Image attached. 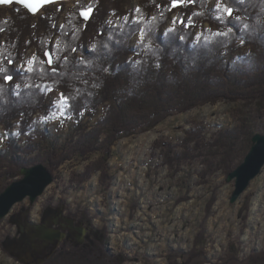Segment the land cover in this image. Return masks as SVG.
Wrapping results in <instances>:
<instances>
[{"label": "rangeland", "instance_id": "rangeland-1", "mask_svg": "<svg viewBox=\"0 0 264 264\" xmlns=\"http://www.w3.org/2000/svg\"><path fill=\"white\" fill-rule=\"evenodd\" d=\"M217 3L213 0L208 14L190 6L173 11L169 0H70L46 6L36 15L17 4H0V63L28 74L35 57L32 67L41 77L57 66L78 65L80 51L92 50L104 35L103 27L128 19L146 25L163 22L169 29L178 13L185 16L190 11L194 17L188 13L181 26H197L198 35L202 29H218L224 17L236 20L237 13L217 20ZM89 7L93 16L85 21L80 12ZM189 22L194 23L185 27ZM139 37L140 33L134 47ZM237 46L234 62L246 67L240 58L252 47L241 42ZM46 52L53 58L51 67ZM61 93L48 91L46 111L35 116L60 145L76 124L66 118L70 108L61 116L55 107ZM105 109L100 107L94 117L87 115L84 126L93 127ZM247 112L253 113L239 103L205 105L173 114L151 131L124 137L111 147L107 160L102 154H70L64 164L49 166L54 182L38 201L27 198L0 220V264H264V169L232 204L235 182H227L230 173L218 169L212 174L200 153L180 148L188 132L200 130L205 142H211L218 130L234 129L240 117H249ZM46 116L47 122L42 120ZM250 122L254 135L264 134L263 119ZM17 125L12 137L18 136ZM6 138L0 124V154L8 147ZM27 143L28 138H20V145ZM193 147L190 144V150ZM20 156L24 161L39 157L38 152ZM176 156H181L179 162ZM49 157L25 167L44 164ZM240 160L232 171L243 163ZM21 178V170L0 159V194ZM37 224L41 229L36 230Z\"/></svg>", "mask_w": 264, "mask_h": 264}, {"label": "trees", "instance_id": "trees-1", "mask_svg": "<svg viewBox=\"0 0 264 264\" xmlns=\"http://www.w3.org/2000/svg\"><path fill=\"white\" fill-rule=\"evenodd\" d=\"M169 1L172 5V0ZM212 2L185 0L173 7V11L190 6L200 7L209 14L207 10ZM230 2L221 0V8ZM232 6L240 20L224 17L218 29H202L198 35L197 26L188 29L181 26V19L185 21L188 13L194 17L190 11H185V16L178 13L175 26L169 28L174 29L172 32L164 28L163 22L146 25L131 19L118 22L113 28L103 27L104 35L100 36L95 50L80 51L78 65L57 66L56 74L47 70L41 77L37 69L21 74L11 65L4 68L0 63V68L13 76L8 83L0 78L4 89L0 95V124L5 127L8 145L0 159H5L18 172L39 162L44 155H50L43 160L50 171L49 166L57 168L69 160L70 154L78 158L102 154L107 160L112 154L111 147L118 141L131 134L151 131L173 114L219 102L239 103L253 113L240 117L234 129L218 130L208 143L200 130L188 132L180 146L187 153H200L208 172L213 174L221 169L228 175L251 148L254 134L250 121L264 120V0H237ZM216 15L224 16L222 12ZM244 24L248 25L247 29ZM140 29L144 30L145 39L134 47ZM216 32L228 35L216 36ZM241 39L243 46L252 47L246 55L250 54V59L243 60L246 67L234 62ZM88 61L92 62L91 67H87ZM77 69V75H73ZM17 84L19 89L15 88ZM49 88L69 97L71 107L67 117L76 123L62 145L35 118L37 113L46 111ZM100 107H106L102 119L93 127H85L84 119L87 115L94 117ZM16 122L18 136L12 137ZM261 128L264 130V125ZM21 137L28 138V143L20 145ZM192 143L194 147L190 150ZM36 152L39 157L28 161L20 156ZM180 158L176 156L175 161L179 162Z\"/></svg>", "mask_w": 264, "mask_h": 264}, {"label": "water", "instance_id": "water-1", "mask_svg": "<svg viewBox=\"0 0 264 264\" xmlns=\"http://www.w3.org/2000/svg\"><path fill=\"white\" fill-rule=\"evenodd\" d=\"M70 0H48L42 4V0H30L32 7L38 10L33 14L29 9L18 3L17 0H0L1 5L11 6L12 4L20 5L28 10L32 15L40 13V11L51 4ZM87 21H90L94 9ZM87 11V10H82ZM53 65V64H52ZM264 169V134H255L252 138L251 148L246 155L242 164H240L228 177L227 182H235V190L230 199L234 204L241 195L248 189L251 182L256 179ZM22 178L14 181L0 194V220L8 216L11 210L19 203L30 198L34 203L41 197L50 185L54 182V176L44 164H37L33 167H24L21 170ZM58 236L57 239H61Z\"/></svg>", "mask_w": 264, "mask_h": 264}, {"label": "snow or ice", "instance_id": "snow-or-ice-1", "mask_svg": "<svg viewBox=\"0 0 264 264\" xmlns=\"http://www.w3.org/2000/svg\"><path fill=\"white\" fill-rule=\"evenodd\" d=\"M9 2H11V0H9ZM17 2L18 3H21L23 6L27 7L29 9V11H31L33 14H35V12L38 10L37 8L32 7V4H31L30 0H17ZM47 2H48V0H42V4L43 3H47ZM184 2H185V0H172V5L171 6L172 7H177L179 5H182ZM189 2H191V0H189ZM240 2H242V0H240ZM235 3H237V0H231V2L228 3L225 7L221 8L220 2L218 0V3L216 5V11H217V13H221L222 12L227 17H232L234 11L236 10L232 5H234ZM92 11H93L92 8L89 7L87 9V11H81L80 12V16L85 21H87L89 19L90 15H91ZM136 12H140V9L137 8L136 9ZM153 19H155V17H153ZM216 19L217 20H220V19H222V17L220 15H217L216 16ZM235 19L236 20H240V17L239 16H236ZM125 20H127V18H125ZM136 22L139 23V21H136ZM180 22L181 23H184L183 19H181ZM109 23H111V21H109ZM173 23H175V20L173 21ZM190 26H191L190 24H185V27H190ZM243 27L245 29H247L248 25L247 24H244ZM168 31L169 32H172V31H174V29H169ZM228 31L231 32L232 29L229 28ZM215 35L216 36H227L228 33L216 32ZM139 38H140V41L141 42H143L144 39H145V33H144V30L143 29H140V37ZM181 39H183V37H181ZM198 39H199V37H198ZM243 42H244L243 39H241V43H243ZM104 47L107 48L108 45L105 44ZM95 48H96V45L93 44L92 45V50H95ZM71 50L73 52L76 51L75 48H72ZM45 55L48 57V65L51 67V65L53 64V58H52V56H51L50 53H47L46 52ZM35 59H36L35 57L32 58V60L29 62V67L26 69V71H29V72L34 71V69L32 67V64L35 62ZM64 59H65V61H67V57H64ZM240 59H243V60H246L247 61V60L250 59V54L248 56L241 57ZM8 63L9 64L12 63L11 59L8 60ZM137 63H139V61H137ZM91 64H92V62L91 61H88L87 62V67H91ZM57 71L58 70L56 68H53L52 69V72L54 74ZM77 71H78V69L77 70H74L73 71V75H77ZM0 74H2V78L5 81V83H8V82H10V81L13 80V76L8 73V70L7 69L0 68ZM19 87H20V85H18V84L15 86L16 89H19ZM48 91H52V89L49 88ZM2 94H4V89H3V86H0V95H2ZM55 107H56V109L59 110L60 115L63 116L64 113H65V110L71 107V104L69 103V97L65 96L64 93H61L60 94L59 101L58 102H55ZM52 116H55V112L52 113ZM49 118L50 117H47L46 116V117H43L42 120H44L45 122H47ZM56 118H58V117H56ZM66 118H70V117H66Z\"/></svg>", "mask_w": 264, "mask_h": 264}, {"label": "flooded vegetation", "instance_id": "flooded-vegetation-1", "mask_svg": "<svg viewBox=\"0 0 264 264\" xmlns=\"http://www.w3.org/2000/svg\"><path fill=\"white\" fill-rule=\"evenodd\" d=\"M35 227H36V230H39V229H41L42 225H41V224H37V225H35ZM41 235H42V234H41ZM43 237H44V236H43ZM49 239H50L49 241H53L52 237L49 238Z\"/></svg>", "mask_w": 264, "mask_h": 264}, {"label": "bare ground", "instance_id": "bare-ground-1", "mask_svg": "<svg viewBox=\"0 0 264 264\" xmlns=\"http://www.w3.org/2000/svg\"><path fill=\"white\" fill-rule=\"evenodd\" d=\"M76 185V184H75ZM38 201V200H37Z\"/></svg>", "mask_w": 264, "mask_h": 264}]
</instances>
